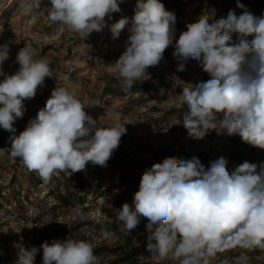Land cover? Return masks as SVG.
I'll use <instances>...</instances> for the list:
<instances>
[{
  "label": "clouds",
  "instance_id": "obj_1",
  "mask_svg": "<svg viewBox=\"0 0 264 264\" xmlns=\"http://www.w3.org/2000/svg\"><path fill=\"white\" fill-rule=\"evenodd\" d=\"M123 2L50 0L48 18L86 38L107 28L115 40L127 28L125 50L110 64L126 93L145 75L149 79L147 70L158 66L173 46L178 72L194 61L207 73L206 80L180 81L179 95L188 109L182 125L188 136L203 139L219 120L223 134L239 136L243 143L264 150V14L256 15L236 0L240 14L230 9L217 18L216 10L208 9L177 38L176 14L161 0H136L131 17L109 24ZM40 5L41 0H22L20 7L28 13ZM12 43L19 42L0 44V129L11 133L10 159H18L44 184L58 172L86 171L89 163L107 167L127 132L126 123L99 126L67 87L56 86L44 107L16 135L14 125L27 112L25 101L35 98L45 78L54 77L50 62L37 59L29 42L15 57L18 69L6 73L3 64ZM228 164L224 156L207 167L197 156L165 157L143 171L131 204L113 208L105 200L103 207L113 210L114 222L129 235L146 218L147 251L176 264H211L226 250L264 249V162L245 160L231 171ZM75 211L81 219L95 216ZM112 235L100 231L102 239ZM41 250L42 264H97L92 244L70 235L44 241L39 248L20 246L14 264H35Z\"/></svg>",
  "mask_w": 264,
  "mask_h": 264
},
{
  "label": "rangeland",
  "instance_id": "obj_2",
  "mask_svg": "<svg viewBox=\"0 0 264 264\" xmlns=\"http://www.w3.org/2000/svg\"><path fill=\"white\" fill-rule=\"evenodd\" d=\"M161 2L167 10L176 14L177 38L186 30L188 23L195 22L208 9L214 8L217 18L225 16L230 9H235L237 14L242 11L236 7V0ZM21 3L22 0H0V44L15 40L19 42L11 44L9 59L4 62L3 69L8 74L18 69L15 57L24 42H29L36 49L37 59L45 58L50 62L54 78H45V86L38 88L35 98L25 101L27 112L14 125L16 135L44 107L56 86L74 90L86 107L85 111L99 120V126L119 121L126 123L127 132L107 167L89 163L86 171L72 175L58 172L48 184L41 181L42 195L45 197L49 194L51 204L43 210L41 218L31 219L30 209H26L22 222L0 207V264H14L20 244L28 243L39 248L44 241L63 240L69 235L73 239L88 241L94 250L100 247L98 242L106 243L107 248L94 253L97 264H176L169 259L151 256L146 249L147 233L143 227L138 225L129 235L123 225L114 222L113 210L103 207V201L107 200L106 203L113 208H120L116 205L115 194L132 200L143 171L168 156L178 155L185 159L197 156L206 167L212 160L224 156L229 161L227 167L231 171L245 160L257 164L264 162V150L255 148L256 157L248 147H243L242 155H238V148L231 141L234 136L223 134L225 130L219 127V120L213 122L215 129L210 128L203 139L188 136L182 125L188 109L179 95L182 92L180 81L195 83L206 80L207 73L194 61H189L186 69L178 72L173 46L166 49L164 59L158 66L147 70L150 78L145 75L126 93L122 90V80L110 64L125 50L129 36L127 28L115 40L107 28L102 32H93L86 38L83 34L70 32L60 23L50 21V0H41L40 7L28 13L23 12ZM135 3L136 0H124L120 4L121 12L114 13L108 23H114L122 16L131 17ZM240 3L256 15L264 14V0H240ZM10 135L8 131L0 129V188L13 198L16 183L40 185L18 159H10ZM235 139H238V144L247 145L239 136ZM81 182L86 184V189L79 188L80 198L67 197L70 196L67 187L78 186ZM90 208L100 212V220L89 217L81 219L75 211L79 209L87 214ZM102 228L112 231L113 235L110 239L96 241ZM126 233L131 237L129 246L124 240ZM121 245L127 247L135 258L117 262L121 255L116 251V246ZM233 255V251L226 250L217 254L211 264H223L224 261L227 264H264V249H240L239 255ZM35 264H42V250L37 254Z\"/></svg>",
  "mask_w": 264,
  "mask_h": 264
},
{
  "label": "built area",
  "instance_id": "obj_3",
  "mask_svg": "<svg viewBox=\"0 0 264 264\" xmlns=\"http://www.w3.org/2000/svg\"><path fill=\"white\" fill-rule=\"evenodd\" d=\"M191 1L193 0H190V2ZM29 173L33 176V179L37 181V184L40 185L39 187H36L37 185L36 186L35 185L25 186V185H20L16 183L14 187L15 192H14L13 198H10L6 192L0 191L1 209L5 212H8L10 216L16 219H20L22 222H24L25 220L23 218H24L26 209H30L31 219L36 220V219L41 218V216L43 215V210H45L47 206L51 205L48 200L49 194L46 195L45 197H43L42 195L41 180L37 177V175L34 172L29 171ZM87 213H95V216L89 217L91 219H98V220L101 219V214L96 209L90 208ZM74 218H77V217H74ZM146 224H147L146 218H142L139 226L143 227V229L145 230ZM99 239H102V238L98 237L96 241H98ZM98 243H102V242H98ZM20 246L30 247L31 245L27 243V244H20L19 248Z\"/></svg>",
  "mask_w": 264,
  "mask_h": 264
},
{
  "label": "trees",
  "instance_id": "obj_4",
  "mask_svg": "<svg viewBox=\"0 0 264 264\" xmlns=\"http://www.w3.org/2000/svg\"><path fill=\"white\" fill-rule=\"evenodd\" d=\"M169 0H165V2L168 3ZM237 136H234L233 138H231V141L232 143L235 145V147H237L238 149V155H242V148L243 147H248L250 153L253 155V156H256L257 157V152H256V149L254 147H251L249 145H246V146H243L244 144H238V139H235ZM241 139V138H240ZM21 163V162H20ZM23 165V164H22ZM24 166V165H23ZM25 167V166H24ZM73 184V183H72ZM72 188H70V185L67 187V190L69 189V191L67 192L68 195L70 196H67V197H70L71 199H78L80 198V194H79V188L82 187V190L83 189H86V184L81 182V184H78L77 185H71ZM0 191H1V188H0ZM87 194L89 193V190H87L86 192ZM115 196L117 197L116 199V205L118 207H121L125 202L131 204L132 200L130 199H127V198H124L122 196H119L118 194H115ZM114 224H112L113 226ZM113 227H116L115 225ZM124 240H125V243L127 246L131 245V237L126 233L124 234ZM104 248H107L106 246V243L105 242H102L100 243V247L96 248L94 250V253H98L100 250H103ZM240 249L241 248H235V249H231V251L234 252V257H236L237 255L240 254ZM116 251H118L120 253V257L119 259L117 260V262H121V261H124V260H130V259H134L135 258V255L133 253H131L130 251L128 252L127 250V247L125 246H116Z\"/></svg>",
  "mask_w": 264,
  "mask_h": 264
}]
</instances>
